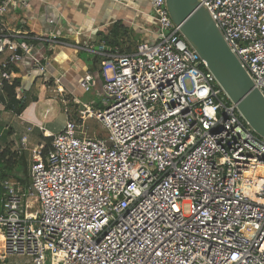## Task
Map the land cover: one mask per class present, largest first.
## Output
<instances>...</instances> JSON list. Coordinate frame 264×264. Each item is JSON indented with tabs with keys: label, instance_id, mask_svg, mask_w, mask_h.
Segmentation results:
<instances>
[{
	"label": "built area",
	"instance_id": "1",
	"mask_svg": "<svg viewBox=\"0 0 264 264\" xmlns=\"http://www.w3.org/2000/svg\"><path fill=\"white\" fill-rule=\"evenodd\" d=\"M197 2L264 97V0ZM26 6L0 0V92L18 72L47 74L62 45L54 31L10 32L7 13ZM150 8L153 43L92 50L102 107L53 87L63 129L38 126L50 146L45 156L31 150L27 185L0 176V263L264 264V139L172 22L166 0ZM92 84L86 74L78 87L87 93ZM88 120L101 136L87 134Z\"/></svg>",
	"mask_w": 264,
	"mask_h": 264
},
{
	"label": "crops",
	"instance_id": "2",
	"mask_svg": "<svg viewBox=\"0 0 264 264\" xmlns=\"http://www.w3.org/2000/svg\"><path fill=\"white\" fill-rule=\"evenodd\" d=\"M24 1L27 3L26 7L14 9L6 15L10 32H29L35 36L47 37L50 32L54 31L58 34L59 41L62 42V45L56 46L50 54L47 74L43 77L28 79L19 72L16 74V78L20 79V99L23 97L30 100L32 96L36 98L30 105L25 104V108L19 115L7 108V100L0 92V115L7 120L8 117L12 118V115L17 116L19 126L22 130L25 129L17 134L9 129L11 140L6 146L0 148V151L9 147L12 152L23 155L27 161L30 154L26 157V150L44 145L41 137L46 138V136L38 129V126H41L44 132L52 134L61 131L64 127L67 118L65 106L55 98L52 88L62 87L70 101L75 97L84 103L94 102L95 107H102L103 78L100 73V58L92 50L101 43H105L106 46L117 49L121 53H131L140 42L153 43L157 28L151 15L150 0ZM104 37H108L111 41L115 37L114 45L107 44ZM86 74L93 77V84L89 92L83 93L78 87V82ZM48 86H51V89ZM54 100H57L60 106L59 111L63 113V119H60L57 125L53 123L45 125L48 115L52 112L51 105L55 104ZM3 103L5 112H2ZM39 104L44 105L43 110L38 108ZM70 106H73L71 102L67 108L68 114L72 115L75 107L74 110H70ZM29 126L33 129L27 133L26 128ZM35 129L38 130L39 136L30 135L35 132ZM96 134L99 135V132L91 136H98ZM25 135L27 142L22 146L20 139ZM35 144L37 146H33Z\"/></svg>",
	"mask_w": 264,
	"mask_h": 264
},
{
	"label": "water",
	"instance_id": "3",
	"mask_svg": "<svg viewBox=\"0 0 264 264\" xmlns=\"http://www.w3.org/2000/svg\"><path fill=\"white\" fill-rule=\"evenodd\" d=\"M172 22L207 63L217 82L253 131L264 139V97L197 0H166Z\"/></svg>",
	"mask_w": 264,
	"mask_h": 264
},
{
	"label": "trees",
	"instance_id": "4",
	"mask_svg": "<svg viewBox=\"0 0 264 264\" xmlns=\"http://www.w3.org/2000/svg\"><path fill=\"white\" fill-rule=\"evenodd\" d=\"M114 35V33H112ZM107 44L113 46L115 43V37L112 41L108 37H104ZM20 86V79H15L11 86L4 84L2 93L4 94L5 100H7V108L12 109L14 113L19 115L25 108V98L16 99L15 89ZM28 101V100H27ZM25 102V103H23ZM44 142L42 154H45L49 150L50 138L41 137ZM0 176L1 178H12L22 185H27L29 181L27 163L23 155H18L12 152L9 147H5L0 151Z\"/></svg>",
	"mask_w": 264,
	"mask_h": 264
},
{
	"label": "rangeland",
	"instance_id": "5",
	"mask_svg": "<svg viewBox=\"0 0 264 264\" xmlns=\"http://www.w3.org/2000/svg\"><path fill=\"white\" fill-rule=\"evenodd\" d=\"M20 96H21V94H20ZM86 98H87V96L85 97V99ZM35 100H36L35 96H32V98L27 101V106L30 105V103L34 102ZM54 101H55V104L53 103L51 105L52 112L50 113V115H48V119H46L47 121H45V125H47V123H50V124L53 123L54 125L55 124L57 125L59 120L63 119V115H62L63 113L59 111V107L60 106H59L57 100H54ZM55 107H56V109H55ZM57 107H58V109H57ZM4 108L5 107H4V103H3L2 112L4 111ZM38 108L40 110H43L44 109V105L43 104L42 105L39 104ZM69 109L70 110H72V109L74 110V104H73V106H70ZM11 117L12 118L8 117V120H7L5 117L0 115V148H3L4 146H6L9 143V140H11L10 139L11 132H10L9 129H12L13 132H15L16 134L18 132H20V131H22V132L25 131V129L22 130L21 127L19 126V120H18L17 116L12 115ZM86 125L88 127L87 134L89 136H91L95 132L96 133L99 132L100 136H101V134H103V131L101 130V127H100L99 123H97L96 121H94V120L87 121ZM8 127H11V128H8ZM30 135L31 136L32 135L33 136H39L40 134L38 133V130L35 129V132L30 134ZM96 135H98V134H96ZM33 146H37V144H35ZM31 150H32V148L25 151L26 157H27V155L30 154L29 160L26 161L28 172H29V164L31 162ZM0 264H27V259L19 258V257H9L6 262H1Z\"/></svg>",
	"mask_w": 264,
	"mask_h": 264
}]
</instances>
